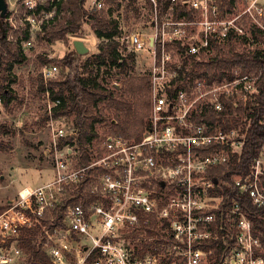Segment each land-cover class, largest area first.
<instances>
[{"label":"built area","instance_id":"built-area-1","mask_svg":"<svg viewBox=\"0 0 264 264\" xmlns=\"http://www.w3.org/2000/svg\"><path fill=\"white\" fill-rule=\"evenodd\" d=\"M31 1L24 3L34 8ZM106 3L93 0L89 10ZM139 7L143 24L123 40L137 66H147L149 128L140 140L101 133L91 147V162L78 166V144L63 142L77 129L53 116L61 99L47 88L54 176L22 187L18 201L0 210V264L28 263L21 231L38 225L54 264H264V144L247 171L229 179L211 175L243 151L247 128L223 122L231 108L257 98V76L246 72L210 84L195 75L173 98L168 92L179 74L176 65L207 61L216 43L237 40L264 49L263 39L253 35V29L264 33V0L233 5L231 0H139ZM29 30V38H20L23 49L35 40L37 29ZM58 71L57 64L44 65L45 82ZM203 104L216 123L194 121ZM80 184L98 198L87 205L65 204L61 225L47 228L43 218L50 215L53 221L67 189ZM241 195L259 208L262 224L255 225Z\"/></svg>","mask_w":264,"mask_h":264},{"label":"trees","instance_id":"trees-1","mask_svg":"<svg viewBox=\"0 0 264 264\" xmlns=\"http://www.w3.org/2000/svg\"><path fill=\"white\" fill-rule=\"evenodd\" d=\"M106 2L105 7L93 10L86 7V0H53L52 2L48 0L44 5L36 7L37 12L43 10L53 12L38 31V38L44 37L51 42L62 39L67 34L78 35L83 32L84 25L90 23L95 36L101 39L98 52L87 57L85 61H82L83 56L75 50L58 59H45L57 64L60 71L56 77L48 79L47 82L41 77L39 85V90L43 94L48 88L52 98L61 99V104L53 109L54 117L75 114L73 125L77 132L74 136L64 138L63 142L71 141L78 144L80 148L78 166L91 162V147L101 135L99 127L102 124L110 128L106 134H122L136 140H140L150 126L148 118L152 90L150 77L148 73L141 75L133 73L136 69L134 53L126 52L119 40L124 32L121 21L122 11L127 18H130L131 13L140 15L139 0H106ZM234 3L235 0H231V4ZM11 28V24L5 23V35H2V32L0 34V102L4 107H8L17 99V92L12 87L13 67L27 57L20 43V37L16 42L7 39ZM253 35L264 41V33L253 29ZM30 36L28 27L24 37ZM230 45V48L224 49L221 44L216 43L215 54L207 61L192 60L185 61L180 66L176 65L179 74L172 80L173 88L168 90L170 97L173 98L176 91L184 84H190L195 75L202 76L196 73V70L203 67L206 68L204 74L206 81L210 84L214 80L219 82L232 80L236 76L237 69H240L241 73H254L257 76L256 84L259 88L257 98L254 101L248 100L246 104L240 103L236 111L231 108L230 117L224 122L221 121L225 127L242 124L247 128L241 155L234 156L229 166L215 168L211 173L226 179H229L232 173L247 171L264 144V49L257 46L238 50L234 43L230 42ZM3 68L9 71L7 77L1 75ZM115 75L122 80L121 87L114 81ZM187 77H191L189 81L186 80ZM4 79L8 80L6 84ZM202 107L193 115L194 121L216 123L218 120L209 112L208 104H203ZM0 131L6 134L10 130L8 131L7 124L0 122ZM5 149H8V145L0 139V150ZM202 151H207V148ZM227 192L232 195L237 193L234 188H228ZM241 197L255 225L262 224L259 208L251 204L247 196L241 195ZM97 198V195L85 193L81 184L68 188L63 201L55 210V219L51 221L50 215H47L43 218V224L51 229L60 226L61 209L65 204L81 202L87 205ZM43 235L41 225L22 229L21 236L25 247L29 250L27 264H54L44 247Z\"/></svg>","mask_w":264,"mask_h":264},{"label":"rangeland","instance_id":"rangeland-1","mask_svg":"<svg viewBox=\"0 0 264 264\" xmlns=\"http://www.w3.org/2000/svg\"><path fill=\"white\" fill-rule=\"evenodd\" d=\"M6 1L9 5L7 16L11 20L6 21V19L0 18V34L2 32V35H5V23L12 25V28L8 31L7 39L9 41L16 42L18 37L21 38V36L25 35L28 27H32L34 31L37 29V31L33 45L30 48L24 49L27 56L26 59L23 62H17L12 70V78L14 79L12 87L17 92V99L8 107L0 104V122L7 124L8 131L10 130L6 134H2L0 131V139L8 145V149L0 150V210L18 201L19 190L23 186L34 187L51 180L54 176L55 165L50 155L51 130L48 125L49 117L45 107L44 94L39 90L41 77H43L42 67L54 63L45 59H58L72 50L78 53L74 40L82 39L89 47L88 52L79 53L83 56L82 61H85L87 57L98 52V44L101 41L100 38L95 36L90 23H86L83 27V32L78 35L67 34L64 38L51 42L47 41L44 37L38 38L37 33L40 28L38 29L36 25H38L39 20L45 21L48 19L53 12L45 10L37 12L36 7L44 5L48 0H32L31 2L35 3L34 8H29L24 3V0ZM92 3L93 0H86L85 5L90 9ZM28 9H31V11ZM34 11L36 13H33ZM27 17H31L32 20H27ZM142 19L140 15L137 16L132 13L130 18H127L122 11L121 21L124 32L119 37L122 47H124L123 38L125 35L132 29L141 26L143 24ZM232 43H234L238 50L248 48L244 42L238 43L235 40ZM221 45L224 49H228L231 46L230 43ZM214 54L215 49L205 59L209 60ZM145 62L148 63V60ZM146 67L142 68L136 64V69L133 73L144 74ZM1 71L2 77H7L9 74V71L5 68ZM59 71L56 73V76L59 74ZM205 71V67L201 69L197 68L196 73H200L201 77L206 80ZM235 74L236 76L240 75L241 70H235ZM251 75L255 80L256 75L254 73ZM113 79L119 87L123 85L122 80L117 78L116 75ZM7 81H4L5 84ZM221 82L217 80L213 81L214 84ZM74 119L75 114H72L58 118V122L71 126L74 124ZM243 121H245V118ZM99 129L102 134L110 130L109 126L105 124H102Z\"/></svg>","mask_w":264,"mask_h":264},{"label":"water","instance_id":"water-1","mask_svg":"<svg viewBox=\"0 0 264 264\" xmlns=\"http://www.w3.org/2000/svg\"><path fill=\"white\" fill-rule=\"evenodd\" d=\"M8 8V3L6 0H0V13L2 14V17L5 16V13ZM74 45L78 53H86L89 51V47L85 44L84 40L82 39H75Z\"/></svg>","mask_w":264,"mask_h":264},{"label":"flooded vegetation","instance_id":"flooded-vegetation-1","mask_svg":"<svg viewBox=\"0 0 264 264\" xmlns=\"http://www.w3.org/2000/svg\"><path fill=\"white\" fill-rule=\"evenodd\" d=\"M8 11H9V5H8L7 11L5 13V16L2 17V14L0 13V18L4 20L8 15Z\"/></svg>","mask_w":264,"mask_h":264},{"label":"crops","instance_id":"crops-1","mask_svg":"<svg viewBox=\"0 0 264 264\" xmlns=\"http://www.w3.org/2000/svg\"><path fill=\"white\" fill-rule=\"evenodd\" d=\"M36 186H38V185H36ZM24 187V186H23ZM35 187V186H34Z\"/></svg>","mask_w":264,"mask_h":264}]
</instances>
